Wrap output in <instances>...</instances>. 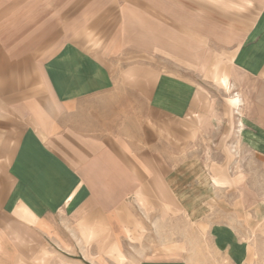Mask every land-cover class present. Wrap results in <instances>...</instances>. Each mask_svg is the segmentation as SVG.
I'll return each mask as SVG.
<instances>
[{
    "label": "crops",
    "instance_id": "1",
    "mask_svg": "<svg viewBox=\"0 0 264 264\" xmlns=\"http://www.w3.org/2000/svg\"><path fill=\"white\" fill-rule=\"evenodd\" d=\"M241 2L231 19L182 0H0V264L72 253L97 223L119 235L178 217L211 221L227 263L264 260L179 182L176 151L213 118L193 73L152 57L208 77L228 62L236 137L264 162V0ZM135 264L188 263L152 253Z\"/></svg>",
    "mask_w": 264,
    "mask_h": 264
},
{
    "label": "rangeland",
    "instance_id": "2",
    "mask_svg": "<svg viewBox=\"0 0 264 264\" xmlns=\"http://www.w3.org/2000/svg\"><path fill=\"white\" fill-rule=\"evenodd\" d=\"M182 1L213 17L236 19L238 9H243L241 0ZM152 57L162 72L193 73L201 92L202 112H209L213 118L196 143L176 151L179 182L191 189L193 198L207 203L210 217L226 219L241 239L263 252L264 162L236 137L238 127L234 120L238 114L232 104L239 102V95L230 81L228 62L222 60L216 68L220 77H208L165 54ZM135 61L140 60H128ZM215 183L221 186L215 187ZM211 224L178 217L155 226L154 221L145 219L129 222L116 235L97 223L96 233L81 235L80 246L72 253L49 247L19 264H135L152 253L181 258L188 264H229L213 249L207 233ZM260 261L264 264L263 259Z\"/></svg>",
    "mask_w": 264,
    "mask_h": 264
}]
</instances>
